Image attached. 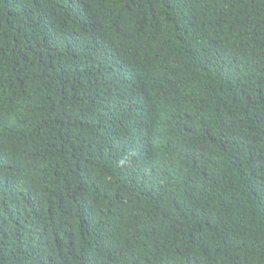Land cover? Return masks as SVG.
<instances>
[{"label": "trees", "instance_id": "obj_1", "mask_svg": "<svg viewBox=\"0 0 264 264\" xmlns=\"http://www.w3.org/2000/svg\"><path fill=\"white\" fill-rule=\"evenodd\" d=\"M0 264H264V0H0Z\"/></svg>", "mask_w": 264, "mask_h": 264}]
</instances>
